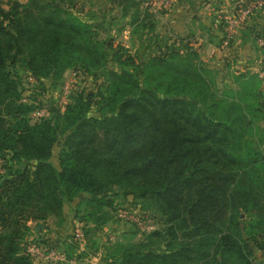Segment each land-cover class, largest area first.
Returning <instances> with one entry per match:
<instances>
[{"label": "trees", "instance_id": "1", "mask_svg": "<svg viewBox=\"0 0 264 264\" xmlns=\"http://www.w3.org/2000/svg\"><path fill=\"white\" fill-rule=\"evenodd\" d=\"M117 1L126 16L135 8V21L147 19L141 0ZM4 4L0 0V264H34L27 245L37 241H24L27 221L54 216L58 226L85 211L88 224L90 211L105 212L129 196L142 199L162 225L138 242H115L98 263L72 254L76 243L67 238L69 258L76 264H263L253 257L254 248L264 253L258 75L237 77L241 89L228 86L219 95L198 51L163 49L150 36V49L120 54L110 23L85 17L69 0ZM251 29L253 40L264 39V23ZM20 55L38 82L79 66L90 73L89 84L64 109L24 101L27 90L14 74ZM38 107L48 114L35 117ZM105 222L96 218L99 228ZM45 235L53 244L45 247L58 246L59 239Z\"/></svg>", "mask_w": 264, "mask_h": 264}, {"label": "rangeland", "instance_id": "2", "mask_svg": "<svg viewBox=\"0 0 264 264\" xmlns=\"http://www.w3.org/2000/svg\"><path fill=\"white\" fill-rule=\"evenodd\" d=\"M5 2L4 7L9 9L12 5V0H2ZM15 1V0H14ZM19 1V0H16ZM23 3H26L27 0H20ZM77 10L82 9L84 16L93 18L96 21L101 22L104 20L107 24L111 25V33L114 35L113 49L114 51L122 54L123 50H135L137 48H149L152 45L149 42H145L147 37L153 36L154 40H158V43L162 45L163 49H177L181 50L185 55H193V52L200 51L202 49V42H204L203 38L205 37H191L188 35L187 31H179L176 28V22L173 21V14L175 6L167 12H158L156 16H152L151 14L146 12V9L140 5V11L143 17H147L144 22L135 21L134 19V11L135 8H131L128 16L126 13L124 14L123 8L124 5L117 0H69ZM139 1V0H136ZM244 1V0H243ZM241 1V2H243ZM60 6H64V2L59 4ZM220 5V4H219ZM211 7L218 9L217 0L211 2ZM220 10V9H219ZM226 9H224L225 11ZM218 14V13H216ZM253 17V16H252ZM251 20V18H250ZM148 24V27L145 31L142 28L143 24ZM152 24V26H151ZM225 25L224 23H221ZM97 30H102L98 28ZM148 32L145 34V32ZM103 38L108 36V32L105 31L101 34ZM222 40V39H221ZM237 40V39H236ZM221 42V41H220ZM234 41L227 50L233 49L235 46ZM150 45V46H149ZM159 46L158 44L155 46ZM152 48V47H151ZM219 48V45H218ZM144 50V49H142ZM220 50V49H219ZM221 51V50H220ZM197 52V53H198ZM233 54L238 52L239 56H233L232 54L226 55L224 54L222 57L215 59L214 62H210L208 65L210 67L209 75H207L208 80L213 82V87L218 86V91L220 90V94L223 95L224 90L228 89L226 87L237 85L236 83L240 82L237 77L244 76L243 78L253 76L256 74V67L258 66L256 57L257 55L253 54L250 56H245L242 58V52L240 51H230ZM21 56H19V61L16 63V68L14 69V74L17 75V80H21L22 85L27 90L28 93L27 99L28 101L35 103L36 106L40 104V99L46 102L45 105L55 104L57 107H61L64 109L68 103L73 102V98L80 93L83 89L88 86L90 73L87 72L82 67H69L67 68L62 75L59 76H50L47 79L37 81V77L33 75L32 71L26 70L24 66V62L20 61ZM200 56V55H199ZM226 56V57H225ZM228 57V59H226ZM192 58H195L194 56ZM201 58V56L199 57ZM259 77V76H258ZM36 79L33 81L32 79ZM215 83H214V81ZM228 80V81H227ZM254 83V82H253ZM264 84L260 82V90L264 92ZM33 98V99H30ZM39 100V101H38ZM264 100V99H263ZM39 103V104H38ZM43 105V104H42ZM36 114L39 111L42 112L43 109L37 108L33 109ZM257 126L260 128H264V121L258 120ZM0 172H4V168L0 170ZM116 203L114 207H106L103 209L105 212L93 213L90 211V218L88 220V224H84V214L85 211H82L76 220L73 222L74 213L70 214V218H68V222L63 225L54 226L57 222L56 217L50 216L45 220H29L26 223L30 226V233L25 237L24 241L28 238L30 240L36 239V241L41 240V245L46 246L47 241L45 238V234L48 233V226L56 227V231L52 237L54 239H59L60 241L55 244V249L65 252H70L69 244L66 243L67 238H73L72 246H74L73 253L75 256L84 255V262H88L89 257H93L94 254H99L100 250H102V256L104 254V249L112 246L115 242H138L143 239L149 231H152V226L154 228H158L161 224V220L159 216L154 214V211L147 210L143 200L134 198L133 196L116 198ZM133 204L132 206H128V204ZM138 203V206H136ZM123 205L126 207L124 208ZM126 209L130 212L137 214L139 216H150L152 219L147 224L151 229H140L132 222L123 220L118 215L119 209ZM85 208L83 207V210ZM103 216L106 219L104 225L99 228L96 225V218L99 216ZM242 217L246 218L247 214L245 212L242 213ZM149 218V217H148ZM73 222V223H72ZM42 224L44 229L39 227ZM69 224V225H68ZM98 235L95 231H98ZM60 232V233H59ZM44 233V234H43ZM95 233V234H93ZM99 233L101 235H99ZM53 234V233H52ZM43 235V236H42ZM80 235V236H79ZM114 236V237H113ZM48 245H53L50 244ZM45 244V245H44ZM50 247V246H48ZM87 252V253H85ZM254 258L257 260L256 262H263L264 264V253L254 248L253 251ZM95 256V255H94ZM34 264H53L50 263L47 259L39 258L38 256L32 255ZM94 259H99L98 256H95ZM56 264H65V263H56ZM69 264V263H66Z\"/></svg>", "mask_w": 264, "mask_h": 264}, {"label": "crops", "instance_id": "3", "mask_svg": "<svg viewBox=\"0 0 264 264\" xmlns=\"http://www.w3.org/2000/svg\"><path fill=\"white\" fill-rule=\"evenodd\" d=\"M213 1L215 0H176L174 5L175 11L171 13V16L173 14V18H177L176 20L173 19V21L176 22V28H178L179 31H187L190 38L205 37V39L203 38L204 42H202L203 46L202 49L199 50V55L201 56L200 59L207 64L214 62L215 59L218 60V58L228 53V55L232 54L233 56L240 57L238 52H235V54L230 52L234 49L235 51L242 52V58L252 54L253 57L257 55L256 60L258 61L257 63H259L264 57V51L259 48V41L253 40L251 28L256 27L257 24L264 23V10L254 14L251 20L240 30L233 49L220 51L218 45L225 34V25L221 24L224 23L221 18V13L224 9H226V11L232 10L237 2L243 0H217L218 9L211 7V2ZM226 59H228V57ZM235 88L241 89V86L235 85ZM256 92L258 98L256 99L255 107L258 109L260 108V110L263 109L261 111L264 113L263 93L260 88L256 90ZM260 120L264 121V117ZM41 228L44 229L42 224ZM54 232L55 231L51 232L49 229L48 236L51 237L54 235Z\"/></svg>", "mask_w": 264, "mask_h": 264}, {"label": "built area", "instance_id": "4", "mask_svg": "<svg viewBox=\"0 0 264 264\" xmlns=\"http://www.w3.org/2000/svg\"><path fill=\"white\" fill-rule=\"evenodd\" d=\"M142 6L149 10L150 12L157 14L158 12H167L170 11L174 5L176 0H141ZM264 10V0H244L243 2H237L232 10L223 11L221 13L222 21L225 24V34L219 44V49L221 51H225L229 48V46L236 41L237 36L240 30L250 21L252 16L260 11ZM260 46H264V39H259ZM256 74L262 80L264 84V57L257 63ZM36 81V79H32ZM264 90V89H263ZM264 97V92H263ZM44 110L42 112H38L35 114V117L41 118L48 114V108L43 107ZM41 108V109H43ZM2 160L0 159V170L2 166ZM118 215L123 220L132 222L138 228L144 230L146 228L151 229L141 216L134 214L126 209H119ZM152 228H154L152 226ZM80 236V235H79ZM27 251L35 256H38L42 259H47L50 263H69L76 264L77 260L75 258H69L65 252H62L55 248H47L41 245L38 242H30L27 245ZM98 256L99 259H94L95 256ZM93 257L88 258V262L98 263L102 258V250H100L99 254H94Z\"/></svg>", "mask_w": 264, "mask_h": 264}, {"label": "water", "instance_id": "5", "mask_svg": "<svg viewBox=\"0 0 264 264\" xmlns=\"http://www.w3.org/2000/svg\"><path fill=\"white\" fill-rule=\"evenodd\" d=\"M39 227H41V224L39 225Z\"/></svg>", "mask_w": 264, "mask_h": 264}]
</instances>
